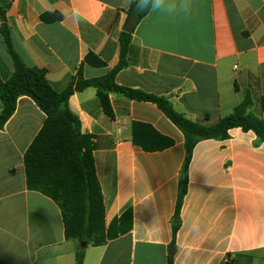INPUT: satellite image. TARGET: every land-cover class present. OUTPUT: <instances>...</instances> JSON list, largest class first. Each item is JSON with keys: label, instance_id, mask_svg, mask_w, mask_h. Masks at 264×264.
I'll use <instances>...</instances> for the list:
<instances>
[{"label": "crops", "instance_id": "1", "mask_svg": "<svg viewBox=\"0 0 264 264\" xmlns=\"http://www.w3.org/2000/svg\"><path fill=\"white\" fill-rule=\"evenodd\" d=\"M191 3L186 16L149 12L135 24L117 84L165 97L202 125L230 115L250 93L251 111L264 121V0ZM0 7L16 53L27 66L46 69L58 92L79 69L85 79L99 78L120 61L127 0H0ZM44 14L62 19L46 22ZM89 53L106 65L86 64ZM13 72L0 36V79L7 82ZM109 100L113 118L94 87L75 92L69 105L95 144L107 225L130 210L132 227L105 245L87 246L83 264H264V142L253 131L234 128L226 140L196 145L174 238L184 135L152 102L120 93H110ZM45 119L21 96L0 130V264H76L80 244L65 238L60 208L26 185L24 154ZM134 122L153 126L173 146L143 151L132 141Z\"/></svg>", "mask_w": 264, "mask_h": 264}, {"label": "trees", "instance_id": "2", "mask_svg": "<svg viewBox=\"0 0 264 264\" xmlns=\"http://www.w3.org/2000/svg\"><path fill=\"white\" fill-rule=\"evenodd\" d=\"M149 13V12H148ZM148 13L137 14L134 5L128 15L137 16L136 23ZM46 22L62 19L60 14H44ZM0 36L3 37L10 54L14 72L12 77L3 82L0 79V130H4L14 115L17 101L21 96L29 97L45 114V122L24 154V168L28 190L40 192L50 198L60 208L66 239H74L86 246H79L76 252V264H83L87 246H101L132 227V212H124L106 223V207L102 187L96 174L92 137L81 130V122L69 105L70 96L88 87L97 89L102 108L107 116L113 118L109 94L120 93L136 101L152 102L183 133L185 138L186 158L179 179L176 209L173 217L172 231L175 238L181 227V209L187 193L188 166L194 148L204 140H226L230 130L241 128L253 131L264 142V121L251 111L253 100L247 93L244 101L233 112L220 119L214 125H202L190 121L178 113L172 103L165 97L145 93L140 90L120 86L116 82L118 72L127 66L131 50V34L120 35V61L107 75L85 79L79 69L67 88L56 91L47 79V70L27 66L14 50L11 30L7 22L6 11L0 7ZM85 63L92 67H104L106 63L97 55L89 53ZM264 112V96L260 100ZM133 143L145 152H157L170 148L174 141L153 126L134 122L132 125Z\"/></svg>", "mask_w": 264, "mask_h": 264}, {"label": "clouds", "instance_id": "3", "mask_svg": "<svg viewBox=\"0 0 264 264\" xmlns=\"http://www.w3.org/2000/svg\"><path fill=\"white\" fill-rule=\"evenodd\" d=\"M137 14L155 12L167 16L187 15L192 8L191 0H127Z\"/></svg>", "mask_w": 264, "mask_h": 264}, {"label": "water", "instance_id": "4", "mask_svg": "<svg viewBox=\"0 0 264 264\" xmlns=\"http://www.w3.org/2000/svg\"><path fill=\"white\" fill-rule=\"evenodd\" d=\"M137 16L135 14L131 15L129 22L127 24L126 32L132 33L134 26L136 24ZM81 246H86L85 243H81Z\"/></svg>", "mask_w": 264, "mask_h": 264}, {"label": "rangeland", "instance_id": "5", "mask_svg": "<svg viewBox=\"0 0 264 264\" xmlns=\"http://www.w3.org/2000/svg\"><path fill=\"white\" fill-rule=\"evenodd\" d=\"M81 245V244H80Z\"/></svg>", "mask_w": 264, "mask_h": 264}]
</instances>
